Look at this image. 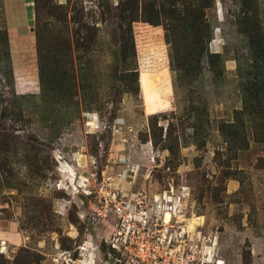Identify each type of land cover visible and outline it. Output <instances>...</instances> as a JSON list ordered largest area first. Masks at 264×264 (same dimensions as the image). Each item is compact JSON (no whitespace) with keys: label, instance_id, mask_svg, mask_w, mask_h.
Segmentation results:
<instances>
[{"label":"rangeland","instance_id":"obj_1","mask_svg":"<svg viewBox=\"0 0 264 264\" xmlns=\"http://www.w3.org/2000/svg\"><path fill=\"white\" fill-rule=\"evenodd\" d=\"M53 3L68 15L82 5L99 26L79 59L70 51L72 75L60 83L74 88L58 94L50 75L42 88L34 1L0 0L14 76L3 91L16 94L18 113L7 120L12 138L0 144V264H116L98 247L95 232L107 226L94 220L85 230L80 217L102 188H122V200L140 199L158 218L160 197H178L181 217L168 228L173 242L185 238L177 264H264V96L245 88L254 50H264V0H208V52L183 77L160 20L133 23L135 56L125 60L97 19L99 0ZM175 38L183 53L193 45L183 26ZM133 68L138 93L125 91L134 83L123 72Z\"/></svg>","mask_w":264,"mask_h":264},{"label":"trees","instance_id":"obj_2","mask_svg":"<svg viewBox=\"0 0 264 264\" xmlns=\"http://www.w3.org/2000/svg\"><path fill=\"white\" fill-rule=\"evenodd\" d=\"M33 1L36 18L43 20L39 23L35 32L42 88L45 91L46 79L44 76L50 75L53 81L50 82L55 86V93L58 94L63 85L68 91H71L74 84L60 83V80L67 81V78H71L72 75L70 72L66 73L68 68L72 67L69 62L72 59L70 51L74 50L76 59H79L80 53L89 50L92 43H94V36L99 26L90 18L91 14H84L82 5L75 12L68 15L64 12V7L60 4H54L53 0ZM99 2L98 6L102 8L98 12L97 19L101 20L106 27L111 28L114 37H116L115 44L118 43L119 51L125 60L135 56L134 22H156L159 20L162 22L166 42L172 46L169 53L170 64L180 77L188 75L189 70L192 69V61L198 67L201 58L208 52L206 43L210 37L211 27L204 14V8L208 7L210 3H208V0L201 4H186L181 0H119L115 5H110L108 1L101 3L102 0H99ZM53 9L61 11L52 14L55 11ZM43 12L56 17V23L49 21L48 18L43 19L45 16ZM181 26L193 34V45L185 47L187 53L181 52L176 45L178 39L175 36ZM2 33L4 34L2 40L4 42L6 63L0 67L3 76V78L0 76V144L5 147L6 140L12 138L7 130V120L8 118L15 119L18 113L13 110V106L16 105V94L12 93V96L7 99L3 91L5 83L8 87L13 88L14 76L8 52L6 30L0 28V34ZM254 52L258 53L257 57L254 58V65L251 66L255 76L245 88H247L248 94L255 99L259 95L264 96V50L261 48L260 50H254ZM62 54L65 56L64 58ZM128 72H123V79L127 80L124 78L125 74L131 75L130 80L134 83V86L133 88L126 86L127 90L125 91L138 93L137 70L133 68ZM81 87L85 92L86 84H82Z\"/></svg>","mask_w":264,"mask_h":264},{"label":"built area","instance_id":"obj_3","mask_svg":"<svg viewBox=\"0 0 264 264\" xmlns=\"http://www.w3.org/2000/svg\"><path fill=\"white\" fill-rule=\"evenodd\" d=\"M117 189L113 192L103 188L98 190L97 204L90 207V212L85 211L80 215L85 230L94 220L96 223L93 225L107 226L101 235L95 232L99 237L98 247L104 246L106 257L112 258L117 264H177L176 258L180 259L183 253L181 243L185 238L183 234H178L181 238L175 239V244L169 230L172 228L171 221L181 217L178 197L168 194L157 201L156 207L161 208L162 213H172L170 221L165 222L163 216L158 218L155 214L150 215L151 211L142 200H122L118 194L122 188L119 191ZM91 238V233H85L86 244L91 242Z\"/></svg>","mask_w":264,"mask_h":264},{"label":"bare ground","instance_id":"obj_4","mask_svg":"<svg viewBox=\"0 0 264 264\" xmlns=\"http://www.w3.org/2000/svg\"><path fill=\"white\" fill-rule=\"evenodd\" d=\"M162 216H163V220L165 222H169L170 221V218L172 216V213L169 212V211H163ZM217 263L219 264V261Z\"/></svg>","mask_w":264,"mask_h":264},{"label":"flooded vegetation","instance_id":"obj_5","mask_svg":"<svg viewBox=\"0 0 264 264\" xmlns=\"http://www.w3.org/2000/svg\"><path fill=\"white\" fill-rule=\"evenodd\" d=\"M101 249L104 251V249H105V248H104V246H102V248H101ZM106 258H107V257H106ZM107 259H109V258H107ZM109 260H110V259H109ZM116 264H117V263H116Z\"/></svg>","mask_w":264,"mask_h":264},{"label":"crops","instance_id":"obj_6","mask_svg":"<svg viewBox=\"0 0 264 264\" xmlns=\"http://www.w3.org/2000/svg\"><path fill=\"white\" fill-rule=\"evenodd\" d=\"M8 29H12V28L8 27Z\"/></svg>","mask_w":264,"mask_h":264}]
</instances>
